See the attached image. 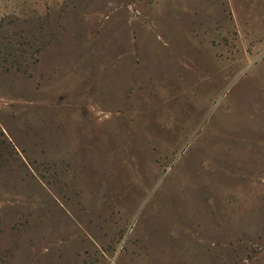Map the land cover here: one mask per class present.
Returning <instances> with one entry per match:
<instances>
[{
  "label": "rangeland",
  "instance_id": "obj_1",
  "mask_svg": "<svg viewBox=\"0 0 264 264\" xmlns=\"http://www.w3.org/2000/svg\"><path fill=\"white\" fill-rule=\"evenodd\" d=\"M0 264H264V0H0Z\"/></svg>",
  "mask_w": 264,
  "mask_h": 264
}]
</instances>
